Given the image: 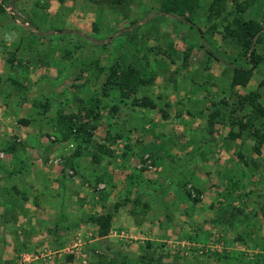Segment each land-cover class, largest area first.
I'll use <instances>...</instances> for the list:
<instances>
[{
	"label": "rangeland",
	"instance_id": "obj_1",
	"mask_svg": "<svg viewBox=\"0 0 264 264\" xmlns=\"http://www.w3.org/2000/svg\"><path fill=\"white\" fill-rule=\"evenodd\" d=\"M0 1V264L264 263L256 244L264 237L258 210L264 144L254 153V140L243 133L230 142V119L243 114L212 105L221 99L231 105L234 93L255 91L264 78L263 40L261 63L247 85L230 89L227 65L243 62L234 61L237 47L222 38V25L233 19L232 0L211 18V0H198L195 13L184 17L160 12L162 0H22L12 9L9 0ZM236 2L245 7V19L264 26V0ZM202 42L219 60L199 48ZM115 62L119 72L131 66L141 79L156 76L136 94L148 95L155 109L133 108V96L120 99L116 91L99 96ZM97 98L103 113L92 146L105 144L108 153L93 163L90 147L68 167L76 145L63 138L59 115L84 113ZM111 106L118 107L112 118L106 114ZM215 109H226V117L208 128ZM200 137L207 145L202 155ZM239 148L263 166L242 190L256 195L255 209L220 224L217 202H226L220 176ZM196 170L208 179L198 205ZM106 214H112L110 228L99 236L91 218Z\"/></svg>",
	"mask_w": 264,
	"mask_h": 264
},
{
	"label": "trees",
	"instance_id": "obj_2",
	"mask_svg": "<svg viewBox=\"0 0 264 264\" xmlns=\"http://www.w3.org/2000/svg\"><path fill=\"white\" fill-rule=\"evenodd\" d=\"M17 1L18 0H9L10 9H12L13 5ZM162 2L163 3L161 5L160 12L170 16L180 15V17H184L183 14L186 11H194L195 13L196 9L198 8V0H162ZM232 3L234 4L233 10L231 12V14H233V19L231 22H227L226 25H222V38L224 40H229L237 47L238 58L234 61L243 60L242 63L227 65L232 73V77L230 80V89L234 90L236 86L244 88L252 77L256 68L261 63V59L257 54V46L263 43L264 26L255 20L245 19L243 17L245 7L237 3L236 0H232ZM225 5L226 0H211L209 6V18L220 17V14L225 10ZM0 10H2L1 1ZM21 23H23L24 26L30 28V24L27 21H22ZM132 26L133 28L130 30L131 34L139 27V25L135 24V26ZM213 29H215V26L207 29V32L213 31ZM196 31L201 38L204 36V32L202 29L197 28ZM121 34L123 36H126V33L124 34V31L122 30L120 31L119 35ZM205 46L206 45H204L202 42V45L199 48L204 49L208 57L219 60L218 57L210 52ZM8 62L9 64H12L13 59L8 60ZM155 78V75H151L149 80L141 79L139 71L131 66H129L128 69L126 68L125 70L119 72L118 64L117 62H115L111 66L110 72L106 75L102 86L100 85L101 95L99 94V96L106 98L112 91H116L118 94H120V99H129L128 97L132 95L133 99L130 104L131 107L146 109L149 108L153 110L156 108V103L148 95L142 94L140 95V97H136V94L139 88L143 89V87L146 86H153V84L155 83ZM261 90L264 91V78L260 81L255 91L244 92L243 95L234 93L236 100L231 105H229L224 99H221L218 103H212L213 107L216 108L218 106L226 107V109L230 107L229 113L231 115L237 112L243 114L241 118H237L235 120L230 119L229 123L231 124V129L228 134V140L230 142H233L237 140L243 133L247 138L254 140V144L252 145V151L254 153H258L261 146L264 144V122L262 123V119L264 117V108L261 102L262 100L264 101V97L260 92ZM92 103H94L95 105L84 113L79 111L78 113L71 114L67 117H61L59 115L60 120L58 126L62 127V129L64 130L63 138L66 141H70L72 145H76L73 156L71 155L65 161L66 166L68 167L73 168V159L80 156L83 150L91 151L92 148L90 147H95L96 149L94 153L89 154L93 163L99 162L100 159L108 153V148L105 146V144L96 143L92 146V131L96 129L95 122L102 119L103 113V107L100 106V98L94 99V102ZM117 109V106H111L106 114H108L112 118ZM226 109H223V112L220 109H215L209 113L207 117L208 128H212L217 123H221L219 119L223 120L224 117H226ZM47 110L48 107L46 108V113H48ZM161 115L163 118L169 117V115L164 111H162ZM84 118H86V120H84ZM31 120L34 121L33 118H31ZM29 122L30 120H22L20 123L28 125ZM255 122H258L262 129L260 127H255ZM232 127L237 128L234 130V128ZM239 145L241 147L243 146L242 140L240 141ZM206 146L207 145L204 139L201 138V142L199 144L200 148L197 149L200 155L204 153ZM240 148L239 150H236L234 152L235 159H231V164L228 165L226 169H224V174L220 176V178L222 179V183L220 184V193H222V197L226 201L224 203L217 202L218 206L215 210V212L217 213L216 220L220 224L235 221V219H237L239 215H244L243 209L250 206H252V208L254 207L256 195H253L251 192L243 193L242 190L245 187L244 185H246V181L249 180V178H251L255 173H258L259 169L263 166L260 167L258 162L254 160V158L249 159L248 157H246V155ZM132 177L133 176L130 175L127 183L132 180ZM207 183L208 179H206L200 171H194V205L200 204L201 197L208 192ZM136 187V185L132 186L133 189H136ZM259 195L260 198H262V203L258 206V210L263 211L264 213V191H262V193H260ZM239 200L241 204L233 207L232 205H234L235 203L237 204V201ZM229 207H231L230 210L228 209ZM91 221L97 225L99 236H105L108 234L110 228L112 214L98 215L91 218ZM246 222H250L249 217L246 218ZM238 239L241 240V236H239ZM258 241L262 243H256L257 247L264 251V237L258 239ZM263 257L264 256H262V259ZM221 258L229 261L233 259L231 255L229 257L222 256L220 257V259Z\"/></svg>",
	"mask_w": 264,
	"mask_h": 264
},
{
	"label": "crops",
	"instance_id": "obj_3",
	"mask_svg": "<svg viewBox=\"0 0 264 264\" xmlns=\"http://www.w3.org/2000/svg\"><path fill=\"white\" fill-rule=\"evenodd\" d=\"M22 0H18L17 2H21ZM32 109V108H31Z\"/></svg>",
	"mask_w": 264,
	"mask_h": 264
}]
</instances>
